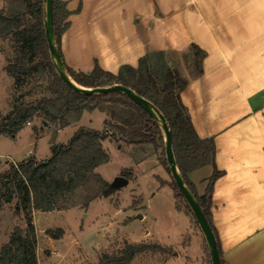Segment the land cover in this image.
<instances>
[{"label":"crops","instance_id":"1","mask_svg":"<svg viewBox=\"0 0 264 264\" xmlns=\"http://www.w3.org/2000/svg\"><path fill=\"white\" fill-rule=\"evenodd\" d=\"M63 1L70 15L60 46L70 67L88 72L98 63L118 73L123 65L137 66L140 58L161 52L188 80L182 100L198 135L214 139L216 146L215 164L194 169L188 177L202 195L215 170L221 172L213 184L211 214L223 256L227 264H264V0ZM198 54L200 67L195 61ZM7 99L9 103L10 94ZM106 119V112L94 110L84 111L79 120L70 119L60 129L41 121L58 136L64 132L71 139L81 126L103 130ZM33 122L37 121L27 125ZM125 144L117 142L119 149ZM157 162L161 174L152 176L157 177V191L167 194L173 214L170 242L159 243L147 229L142 239L131 243L152 241L176 248V255L164 264H210L204 234L188 212L176 208L169 184L172 175L159 162L158 154ZM129 184L130 180L126 186ZM141 197L135 190L134 211H145Z\"/></svg>","mask_w":264,"mask_h":264},{"label":"trees","instance_id":"2","mask_svg":"<svg viewBox=\"0 0 264 264\" xmlns=\"http://www.w3.org/2000/svg\"><path fill=\"white\" fill-rule=\"evenodd\" d=\"M69 15L70 11L63 0H53L57 45L68 74L85 87L116 84L130 87L160 109L172 134L178 169L215 233L222 264H227L211 214L213 184L221 172L215 170L202 195L197 193L188 177L194 169L215 164L216 155L214 139L198 135L182 100L181 93L188 80L168 64L165 54L161 52L140 58L137 66L123 65L118 73L107 71L98 63L88 72L75 70L66 64L60 46L61 35L69 26ZM44 21V0H6V5L0 8V38L11 37L17 54L14 62H10L5 70L14 78L16 86H22L26 78L33 75L42 78L48 76V90L51 92L50 96L27 104L23 99H18L5 116L0 112V134L15 137L25 123L39 116L57 129L71 123L68 115L79 120L84 111H104L108 119L103 130L79 127L67 143L55 146L50 158L38 161L35 156H30L19 163H10L9 168L0 173V210L17 196L20 199L17 210H22L26 219V227L16 226L9 241L0 248V264H39L34 210L60 211L77 206L88 207L93 200L118 190L96 170L110 161L103 141L111 138L134 144L158 143L160 140L165 148L160 123L125 93L82 94L61 79L49 51ZM200 56L198 54L195 58L198 67ZM163 154V162L170 171L165 149ZM121 175L130 180L132 171L124 169ZM161 182L166 183L164 180ZM169 184L177 199L176 208L184 209L196 220L173 178ZM47 233L57 239L65 232L59 227L56 230L48 229ZM207 249L209 251L208 246ZM148 250L166 251L158 243H125L119 255L104 253L99 264H130L138 253ZM209 256L212 264L210 251Z\"/></svg>","mask_w":264,"mask_h":264},{"label":"rangeland","instance_id":"3","mask_svg":"<svg viewBox=\"0 0 264 264\" xmlns=\"http://www.w3.org/2000/svg\"><path fill=\"white\" fill-rule=\"evenodd\" d=\"M5 5L6 0H0V8ZM13 44L11 37L0 38V53L3 57L0 58V70L2 66L5 70L10 62H14L17 54ZM4 70L0 71V112L9 113L18 99H23L27 104L43 96L51 95L48 90L50 77L42 78V76L33 75V77H27L22 86H16L14 78ZM9 83L11 84L10 93ZM68 117L74 119L71 114ZM34 120L37 122H33L32 125L25 123L15 137L0 136V173L5 172L10 163H19L30 155L37 159L50 157L56 145L69 141L71 135L62 132L58 136L51 126L44 127L41 116ZM117 142L120 141L110 138L103 144L109 152L110 161L103 164L99 172L104 178L113 181L124 169L131 171L133 169L135 178L130 179L128 186L109 196L93 200L88 207L77 206L60 211L38 210L36 214L33 211L38 237L39 264H99L104 253L119 255L125 243L139 241L147 229L152 232L153 239L159 243L170 242L168 235L173 227V214L169 211L167 194L165 191H157V177L152 176V174L160 175L162 170L157 162V154L159 162L170 173L163 162L164 143L159 140L158 143H151L152 145L141 148L130 146L133 144H125L122 149H119ZM151 147H154L156 151ZM141 159L143 161H139L140 163L136 165ZM161 180L163 179L160 178ZM134 189L142 196L145 211L143 209L134 211L136 205L134 202L138 199L135 196L137 199L134 200ZM154 192L158 193L154 195ZM19 203L20 199L16 196L11 202L5 203L0 210V248L9 241L16 226L26 227L23 211L17 210ZM132 210L133 214L130 213ZM140 215L145 217L141 219ZM194 222L200 229L196 220ZM59 227L65 232L61 238H52L47 233L48 229L56 230ZM107 242L109 244L106 246ZM164 248L165 252L148 250L138 253L130 264H164L168 258H173L177 253L174 247L165 246Z\"/></svg>","mask_w":264,"mask_h":264},{"label":"water","instance_id":"4","mask_svg":"<svg viewBox=\"0 0 264 264\" xmlns=\"http://www.w3.org/2000/svg\"><path fill=\"white\" fill-rule=\"evenodd\" d=\"M44 14H45V32L46 38L49 46V51L51 57L53 59V63L56 67V70L61 77V79L74 91L87 94V95H94V94H106L112 92H123L128 95L131 99H133L136 103L141 105L146 111H148L155 120L160 123L161 129L164 134L165 139V152L166 158L168 161V165L170 168V172L172 178L175 180L178 188L180 189L182 195L184 196L185 200L187 201L188 205L190 206L193 215L195 216L197 223L205 236L210 255L212 264H222L217 240L215 233L204 213L202 210L198 200L190 190V188L185 183L179 169L177 166V161L175 157L174 147H173V140L172 134L168 125V122L160 111V109L152 103L150 100L146 99L144 96L138 94L132 88L116 84L111 86H104V87H85L78 84L67 72L62 57L60 55L55 30H54V18H53V0H44ZM47 124V122H45ZM129 183V179L125 176L119 175L115 177V179L111 182V186L116 189H120L126 186Z\"/></svg>","mask_w":264,"mask_h":264},{"label":"built area","instance_id":"5","mask_svg":"<svg viewBox=\"0 0 264 264\" xmlns=\"http://www.w3.org/2000/svg\"><path fill=\"white\" fill-rule=\"evenodd\" d=\"M28 124H31V122L29 121Z\"/></svg>","mask_w":264,"mask_h":264}]
</instances>
